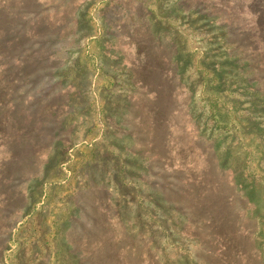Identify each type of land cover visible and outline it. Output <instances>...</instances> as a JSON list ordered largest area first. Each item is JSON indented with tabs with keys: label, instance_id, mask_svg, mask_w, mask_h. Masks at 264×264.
Returning a JSON list of instances; mask_svg holds the SVG:
<instances>
[{
	"label": "rangeland",
	"instance_id": "1",
	"mask_svg": "<svg viewBox=\"0 0 264 264\" xmlns=\"http://www.w3.org/2000/svg\"><path fill=\"white\" fill-rule=\"evenodd\" d=\"M25 8L37 29L60 35L62 68L55 78L44 69L29 77L14 61L22 50L0 58V121L12 118L0 124V182L7 172L28 177L0 187V264H264V108L254 104V94L264 97V0H39ZM15 20L0 27L33 28ZM210 71L228 77L210 86ZM61 89L57 112L67 124L56 141L67 153L45 151L41 139L39 155L19 148L22 108L36 91ZM246 113L256 129L239 123ZM162 117L168 123L156 124ZM11 151L25 162L20 171ZM51 154L58 162L48 167ZM35 172L46 183L37 191ZM91 183L106 188L86 196Z\"/></svg>",
	"mask_w": 264,
	"mask_h": 264
},
{
	"label": "trees",
	"instance_id": "2",
	"mask_svg": "<svg viewBox=\"0 0 264 264\" xmlns=\"http://www.w3.org/2000/svg\"><path fill=\"white\" fill-rule=\"evenodd\" d=\"M28 1H32L35 5L38 6L39 4V0H19V4L18 6L12 5L11 2L12 0H0V21L6 20L8 19V17H16L17 20H15L16 24H21L23 25L22 27H26L25 25H31L33 26V28H27L25 29V31L23 29H20L19 27L14 28V26L12 25V22H8V24H6V28H2L0 27V40H3L4 35H10L13 34V36L11 37L10 40H6V41H2L0 42V45L5 46L8 45L10 47H7V50H4V52L0 51V58H4L7 56H15L14 54L16 52H19V50H22V54H18L15 57V62L18 64L19 67V73L23 74L24 72L28 73L32 72V75L36 76L38 74H40L42 72V69L49 71L52 76L54 77V74H57L59 72V68H62V65L59 64V60L57 59V54L58 51H55V44L56 42H58L61 37L60 35H58V33H52L51 35L49 34H45V32H42L40 29L36 28V24L35 22L30 18L29 15L27 14H31L30 12H28L27 8V3ZM22 15V16H19ZM25 21V22H22ZM10 26H12V28H10ZM58 36V37H57ZM154 37V36H153ZM6 47V46H5ZM26 47V50H25ZM9 48V49H8ZM164 58L162 57L160 60H163ZM175 61L174 66L175 69L172 71L173 77H178L179 79L181 78L182 74V69L180 66H183L178 58V60L176 58H174ZM173 59V60H174ZM30 61H32L30 63ZM30 65L32 66V69L30 70L29 67ZM202 70L204 72H208L206 68V63H202L201 65ZM5 69L6 71L9 69V65L6 64L5 65ZM27 69V71H26ZM144 69V68H142ZM177 70V71H176ZM5 71V72H6ZM147 70L144 69L143 72H146ZM211 74L214 75V77H212L213 79L208 81L207 85H213V83H218L219 85H221L222 83H224V81L226 80V78L228 76H226L225 74L223 76H219V74H216L215 71H210ZM56 76V75H55ZM136 78L140 77V73L135 74ZM55 78V77H54ZM54 78H51L50 81H52ZM241 80L240 82H243L244 86H246L249 83V77L247 75V73L241 76L240 79H238V81ZM32 84V81L30 82ZM138 84H140L142 87H145L148 89V85H146V82H137ZM241 84V83H240ZM57 85H62L61 83H57ZM184 84L181 83V86H183ZM74 88V87H73ZM61 90H58L54 93L53 97H50L49 95L46 97L40 96L39 97V91H36L35 94H33L32 100L30 102H27V108L23 109L22 114H19V124L20 125H25L27 127V132H26V138L22 137L20 138L21 143L18 144V147L21 149H24V147H30V153L39 155V153L41 151H35V140L36 142L39 141V139L44 140L47 144V147L45 148V151H54L58 154V152H60V150L63 151L64 150V154L67 153V150L69 149L67 146L64 145V147L60 148V142L57 143L56 139H58L59 137H57L56 132L61 129V127H63L64 125L67 124L66 120L60 121V116L57 112V110L59 109L61 103H60V98H61ZM148 91V90H146ZM259 92H262L259 91ZM262 95L260 94H254V98H258L254 104L257 106H261L264 108V97H261ZM46 98V99H45ZM216 98V100H219L217 97H213ZM158 100H156L157 102ZM8 106L6 103H4V106ZM2 109L3 106L1 105ZM35 107L39 108L40 110H42L40 115L39 113L37 114L36 111L34 110ZM14 109V107H13ZM5 111V110H3ZM171 113L167 112V113H158L157 115L159 116H163L164 117L166 115H169ZM262 115H264V110H262ZM249 113H246V117H241L239 123H244L247 124V129L250 130L251 127H257L255 124H252V114L250 115V117L248 116ZM190 117L192 119H194L193 115H190ZM11 116L7 115L5 117V119H1L0 124H4L7 123L8 120L10 119ZM165 119V118H164ZM163 117L158 119L155 123L157 124H165L168 123V120H164ZM195 120V119H194ZM199 120V119H197ZM197 124H200L198 122H196ZM240 127H237V129H239ZM246 128H241L239 129V133L244 134L245 136H247V133H244L245 130L241 131L242 129H246ZM256 129V128H255ZM238 131L236 133H238ZM33 135V137H32ZM199 138H203L202 135H199ZM39 143V142H38ZM32 144V146H30ZM38 146V145H37ZM39 146H41L39 144ZM55 154V155H57ZM63 154V155H64ZM63 155L61 154V156L63 157ZM11 156V164L14 167H18L19 171L20 168L24 166L25 162L23 160H21L18 155L16 154L15 151H11L10 153ZM52 157V154L50 156H47L48 162H46V166H50L51 164H53V162L57 163V158L56 161H54ZM158 158V157H157ZM161 159L156 160L155 162H159ZM153 161V158H152ZM24 162V164L22 163ZM62 164V162L58 163V166H60ZM36 162L32 161L31 162V166L35 167ZM6 167H3V169ZM43 172H35L33 173L30 178H31V184L33 187L34 191H37L39 189H41V187L43 185H45V181L43 179L42 175ZM27 175H23L20 177L12 175L11 173H6V175L2 178L1 182H0V187H10V186H14L19 184L20 186L24 185L23 180L27 179L28 177H26ZM253 176L259 177L260 175H256L253 174ZM124 179V177H122V180ZM18 180H20L18 182ZM125 180V179H124ZM18 182V183H17ZM261 185H263V183L258 182L257 180H254L252 183V187L254 190L261 188ZM87 191L85 193L86 196H89V192L91 194L92 191H96L98 188L99 189H105V186H101L99 184H95V183H91L87 186ZM161 199V198H160ZM245 199H249V197H245ZM32 200V198L27 199V202H30ZM25 202V199L23 200V203ZM38 202H34L32 201V204L35 205ZM170 206L174 211H177V209H175L174 207ZM24 210V209H23ZM21 213L23 211H20ZM24 213V212H23ZM29 215V211H27V213L24 214V217H28ZM104 220H106L107 222H109V218L108 216H104ZM221 233H219L220 235ZM221 236V235H220Z\"/></svg>",
	"mask_w": 264,
	"mask_h": 264
}]
</instances>
